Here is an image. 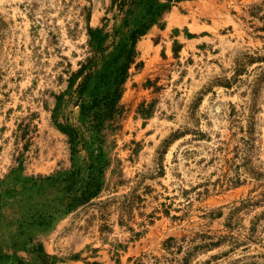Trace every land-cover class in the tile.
Returning a JSON list of instances; mask_svg holds the SVG:
<instances>
[{
	"label": "rangeland",
	"instance_id": "1",
	"mask_svg": "<svg viewBox=\"0 0 264 264\" xmlns=\"http://www.w3.org/2000/svg\"><path fill=\"white\" fill-rule=\"evenodd\" d=\"M124 20L112 0H0V264H264V0H173L101 130V192L65 196L96 153L78 71L97 54L90 100Z\"/></svg>",
	"mask_w": 264,
	"mask_h": 264
},
{
	"label": "trees",
	"instance_id": "2",
	"mask_svg": "<svg viewBox=\"0 0 264 264\" xmlns=\"http://www.w3.org/2000/svg\"><path fill=\"white\" fill-rule=\"evenodd\" d=\"M172 2L173 0L166 2L162 0H112V7H116L118 14H123L125 17L123 25L129 27L133 18V27L123 37L115 55L106 63L103 71L96 78L90 100L85 97V92L89 89V79L92 74L90 71L94 69L93 63L96 61L97 54L89 56L78 71L79 75L88 72L79 84L78 93L83 101V114L91 122L96 133L90 142L94 145L93 151L96 153L89 163L85 176H82V168H79L74 169L67 178L68 184L64 186L65 196L72 201V205L90 201L93 197L98 196L103 188L104 168L107 161L104 157L103 144L105 140L101 130L108 120H113L116 114L122 112L119 101L124 90L123 85L129 75V69L136 62L138 40L155 23H159ZM118 33L117 29L114 30L115 36ZM90 34L92 36L91 43L94 40L103 39L99 30L95 32L91 29ZM115 43L116 39L113 40V44ZM98 49L104 50L103 48ZM150 110L151 106L149 108L145 103L139 107L141 113H149ZM72 139L74 142L75 136ZM44 252L43 249L39 250L40 264H54L49 261L51 256Z\"/></svg>",
	"mask_w": 264,
	"mask_h": 264
}]
</instances>
